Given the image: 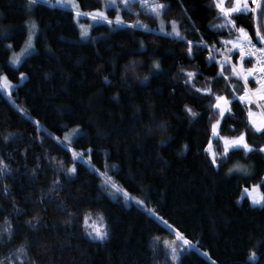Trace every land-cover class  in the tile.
<instances>
[{
  "label": "trees",
  "instance_id": "obj_1",
  "mask_svg": "<svg viewBox=\"0 0 264 264\" xmlns=\"http://www.w3.org/2000/svg\"><path fill=\"white\" fill-rule=\"evenodd\" d=\"M158 1L167 5L161 17L165 31L171 32L174 20L193 41L191 57L185 41L162 35L160 20L137 0L130 10L118 12L106 9L105 0H77L82 12L106 11L113 21L94 22L88 40L81 38L72 8L57 0L31 9L28 0H0V75L16 86L11 97L0 91V160L9 167L0 175V260L5 264L7 257L16 260L21 246L27 256L20 259L30 258L32 264H264V208L247 198L239 201L242 187L264 177V154L245 157L238 151L221 169L211 167L204 148L217 117L211 101L186 85L181 72H196L198 88L213 81L219 67L210 65L209 51L196 44L202 38L219 48L217 41L230 36L226 30L214 34L211 26L222 20L213 0ZM117 15L122 25H116ZM138 22L152 31L128 27ZM32 23L36 50L14 67L12 54L24 47ZM249 24L250 18L237 19L251 33ZM133 62L135 72L129 70ZM213 88L232 98L223 80L213 81ZM185 106L197 116L192 118ZM232 111L234 118L226 115L221 124L223 135L247 130L243 105L233 101ZM74 128L80 130L72 143L75 152H92L88 163L75 161L77 171L70 175L72 152L53 137L63 140ZM247 139L253 147L264 145V135L251 130ZM107 161L120 187L144 197L161 219L208 255L191 249L180 253L179 262L166 255L170 249L163 242L173 238L170 228L148 209L112 199L103 189L94 169L102 171ZM237 163L250 168L253 178L229 175ZM89 214L104 217L106 241L85 235L83 217ZM8 227L11 240L4 231ZM251 251L255 261L249 259Z\"/></svg>",
  "mask_w": 264,
  "mask_h": 264
},
{
  "label": "snow or ice",
  "instance_id": "obj_2",
  "mask_svg": "<svg viewBox=\"0 0 264 264\" xmlns=\"http://www.w3.org/2000/svg\"><path fill=\"white\" fill-rule=\"evenodd\" d=\"M41 2L47 3L48 0H28L29 9L32 6L37 5ZM61 6H70L75 13V18L77 23L81 16L90 17L94 22H106L111 25L112 20L108 18L104 11H94V12H82L80 10L77 0H59ZM123 5L126 8H131L129 0H122ZM216 10H218L219 18L222 23L214 24L211 27L215 29V35H223L221 30H226L229 34V39H224L217 41L220 47L217 48L215 45L209 46L206 42L201 41L196 44V48L200 51L207 49L209 51V56L207 60L213 67L218 66L219 71L217 76L213 78V81L223 80L225 82V88L231 90L232 98L229 99L226 94H217L213 88V81H206L204 87H196L193 83L194 78L197 73L193 71L183 72L185 79V84L194 89L196 93L201 94L200 98L209 99L211 101L209 109L213 112V115L217 118L214 122L210 123V138L207 142V147L204 148V152L207 154L210 166L219 170L224 165L231 162L232 156L238 151H242L245 157H249V154L261 153L264 154V147H253L249 144L247 140V130H251L254 134L264 135V0H213ZM141 6L148 9L155 18L160 20L159 32L164 35L171 37L176 40L185 41L187 46V53L189 57L193 55V41L186 40L180 31V25L176 21H171V32L165 31V22L161 18L166 15L167 5L163 3H156L149 7L145 0H141ZM105 7H117V0H108ZM241 17L250 18L249 26L252 28L250 33L246 27L238 26L237 19ZM116 25H122L123 21L119 15L115 19ZM91 25L87 28L84 25H80L81 28V38H86L89 36V31ZM131 28H143L145 31H152L148 29L147 26L140 24L128 25ZM36 30L37 25L32 23L29 25V35L25 42V46L22 49L20 55H13L10 63L12 65L18 66L22 63V57L30 55L35 51V40H36ZM3 35H7L4 33ZM255 37V41L253 39ZM9 49L12 45L7 46ZM215 52L216 55L212 53ZM237 57V60L233 61V56ZM219 56V59L217 58ZM250 63L251 67H245V62ZM159 64H155V68H159ZM227 68V72H226ZM129 70L135 72V62L129 66ZM27 77L21 73L19 79L21 81L25 80ZM106 79V78H105ZM147 79V78H145ZM235 79L236 83H233ZM253 81L255 87H250L249 82ZM107 82V80H106ZM237 84L240 85V91H237ZM16 87L11 84L6 75H0V91L6 93L11 97L13 88ZM233 101H238L243 105V110L246 111L247 115V130L240 132L239 135H223L221 132V124L226 123V114L234 118V113L232 111ZM22 111V110H21ZM185 111L192 118L197 116V113L192 110V108L185 106ZM212 120V117H209ZM39 128V122H34ZM163 127V126H161ZM237 129H232L235 133ZM79 129H73L71 132L65 133L64 139L60 140L59 137H53L57 142L62 144L65 148L72 152L73 166L67 169V173L74 175L77 171L75 166V161L80 160L86 155V153H77L75 150L71 149V144L73 143V137L78 136ZM7 137L5 140L7 141ZM213 140H215L219 145V151L214 147ZM42 142V141H41ZM166 143V142H165ZM185 150H187V145H185ZM92 149L87 150V154L90 156ZM9 171L8 165L0 160V175H4ZM103 180L102 187L109 191L112 196H122L125 199V203H136L138 205H143L144 201L134 200L129 193L121 188H119L115 182L112 181L111 176L107 172H99L95 170ZM233 173L241 174V178H253L251 169L237 163L233 168L229 169V175ZM259 184H252L250 186L242 187L240 200H244L245 197L250 200L252 206H259L264 208V177H260ZM56 184L59 181L55 182ZM239 203V201H238ZM151 214L155 215L152 210H149ZM71 215V214H69ZM91 221V223H90ZM70 222V221H69ZM166 227L171 229V225L164 222ZM83 229L86 236L90 239L104 242L109 237V231L106 223H104V217L98 216L93 219L91 215H85L83 217ZM8 233V239H12V230L10 227L4 229ZM176 240L179 243L164 241L165 249H170L169 253L171 259L174 262H179L180 257L178 255V249L183 251L185 246L189 249L192 243L186 236L179 230H173ZM159 240V237L156 238ZM23 254L27 256V250L24 246L18 249L16 260L11 257H7L8 264H32L30 258L28 260L20 259V255ZM207 256V253H204ZM249 259L255 261L257 259L256 251H251L249 254ZM0 264H5L4 260H0ZM214 264V262H213Z\"/></svg>",
  "mask_w": 264,
  "mask_h": 264
},
{
  "label": "rangeland",
  "instance_id": "obj_3",
  "mask_svg": "<svg viewBox=\"0 0 264 264\" xmlns=\"http://www.w3.org/2000/svg\"><path fill=\"white\" fill-rule=\"evenodd\" d=\"M132 1H135V0H129V2H132ZM137 1H139L140 2V4H141V0H137ZM57 2H59V0H57ZM145 2L149 5V7L151 6V5H153V4H156V3H161V2H159L158 0H145ZM60 3V2H59ZM108 3V0H105V5ZM123 7H125L124 5H123V3H122V0H117V7H113L115 10L117 9V10H121V8H123ZM106 8V7H105ZM108 8H112V7H107L106 9H108ZM116 10V11H117ZM147 11H149L148 9H147ZM105 12V14H106V11H104ZM118 12V11H117ZM150 12V11H149ZM107 15V14H106ZM85 16H81L80 18H79V22H78V25H79V27H80V25H84L86 28L89 26V25H91L92 26V24L94 23V21L90 18V20L88 21V20H84V21H81V18H84ZM87 17V16H86ZM109 18V17H108ZM110 19V18H109ZM80 30H81V28H80ZM90 37H91V29H90V31H89V36L88 37H86V38H82L83 40H88V39H90ZM28 39V38H27ZM25 46V45H24ZM24 48V47H23ZM22 48V49H23ZM22 49L20 50V51H18V52H13V54H12V57H13V55H20V53H21V51H22ZM36 50V49H35ZM35 51H33L32 53H34ZM31 53V54H32ZM30 54V55H31ZM29 56V55H28ZM28 56H25V57H22V61L26 58V57H28ZM12 57H11V59H12ZM11 61V60H10ZM12 65V64H11ZM14 67H19L20 65H18V66H15V65H13ZM24 81V80H23ZM12 84V83H11ZM13 85V84H12ZM227 115V114H226ZM214 122V121H213ZM74 129H78V128H74ZM73 130V129H72ZM80 131V130H79ZM69 132H71V130L69 131ZM79 134H80V132H79ZM78 134V135H79ZM77 137V136H76ZM76 137H73L72 139L74 140ZM248 140V139H247ZM215 140H213V145H214V147L216 148V145H215V142H214ZM250 144V143H249ZM251 145V144H250ZM262 147H264V145L262 146ZM71 149L72 150H74V147L72 146V144H71ZM88 159H90V156L89 155H87V156H85L84 155V157L82 158V159H80V160H82V161H84V162H86V163H88ZM115 168L112 166V165H109V162L107 161L106 162V164H105V167H104V169L102 170V171H99V172H107L108 173V175L109 176H111V178H112V181L113 182H115L113 179H114V175L112 174V171L114 170ZM103 184V183H102ZM115 184L119 187V188H121V189H123L122 187H120L119 185H118V183H116L115 182ZM104 190H105V188H103ZM124 190V189H123ZM108 194H109V191H107V190H105ZM130 195V194H129ZM109 196L112 198V199H120V200H122L124 203H125V199L122 197V196H112V195H110L109 194ZM132 198H134V200H142V201H144V204L143 205H140V206H142V207H144V208H146V209H148V210H152L154 213H155V211H154V209L151 207V206H148L147 204H146V202H145V198L144 197H139V196H132V195H130ZM241 196V195H240ZM245 198H247V197H245ZM248 199V198H247ZM239 201L241 202L242 200H240V198H239ZM250 201V200H249ZM251 203V202H250ZM126 205H128V206H130V205H132V204H136V203H134V202H132V203H125ZM138 205V204H137ZM252 205V204H251ZM150 212V211H149ZM151 214V213H150ZM89 215H91V214H89ZM153 215V214H152ZM92 216V218L93 219H96L98 216H101V215H91ZM154 216H156V218L158 219V220H160L164 225H165V221L163 220V219H161V217L157 214V213H155V215ZM90 223H91V221H90ZM104 223H105V220H104ZM171 230V232H172V234H173V238L171 239V241L170 242H175V243H179V241H177L176 240V237H175V235H174V233H173V230H175V229H173V228H171L170 229ZM191 249H194V250H197L198 252H200L201 254H203L204 255V251H202L197 245H195V244H193L192 243V246H191V248L189 249L187 246H185V248H184V250L183 251H180L179 249H178V255L180 256V253L181 252H184V251H187V250H191Z\"/></svg>",
  "mask_w": 264,
  "mask_h": 264
}]
</instances>
